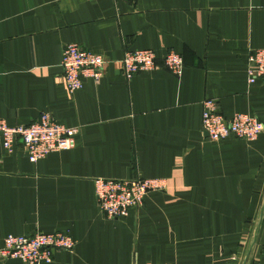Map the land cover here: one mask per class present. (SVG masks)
Here are the masks:
<instances>
[{"label": "crops", "instance_id": "crops-1", "mask_svg": "<svg viewBox=\"0 0 264 264\" xmlns=\"http://www.w3.org/2000/svg\"><path fill=\"white\" fill-rule=\"evenodd\" d=\"M69 43L108 59L73 93ZM257 48L264 0H0V118L25 125L49 112L80 128L75 147L38 161L18 138L6 151L0 131V248L9 234L67 231L74 250L44 264H264V130L214 141L202 125L207 98L227 118L264 123V80L246 73ZM136 49L157 64L127 78L120 60ZM170 50L184 58L180 76L163 63ZM135 176L168 187L108 218L95 179Z\"/></svg>", "mask_w": 264, "mask_h": 264}, {"label": "built area", "instance_id": "built-area-1", "mask_svg": "<svg viewBox=\"0 0 264 264\" xmlns=\"http://www.w3.org/2000/svg\"><path fill=\"white\" fill-rule=\"evenodd\" d=\"M108 59L101 53L93 52L79 43H69L64 47L61 65L66 87L73 93L83 87V77L99 79L105 70ZM163 63L177 76L184 68L183 56L170 50L163 58ZM121 69L127 78L142 70L156 67L157 56L151 49L126 51L120 60ZM246 73L248 81L254 83L264 80V48L250 49L247 55ZM203 130L207 136L218 141L230 136L255 140L264 130V123L255 115L237 112L232 117H225L219 110L216 99L203 101ZM0 131L3 135L4 148L14 151L16 139H20L31 161H38L52 151L71 149L77 145L76 136L79 127H67L60 124L49 112H43L38 119L25 125L10 126L0 118ZM96 194L101 211L108 218L129 215L132 207L144 203L150 191L168 187L164 178H144L135 176L126 179H95ZM76 241L67 231L44 233L36 231L27 235L9 234L0 248L1 258H19L25 264H44L53 261L56 249L73 251ZM146 264H177L175 262Z\"/></svg>", "mask_w": 264, "mask_h": 264}, {"label": "water", "instance_id": "water-1", "mask_svg": "<svg viewBox=\"0 0 264 264\" xmlns=\"http://www.w3.org/2000/svg\"><path fill=\"white\" fill-rule=\"evenodd\" d=\"M260 221H261V219H260ZM259 225H260V223H259L258 226H257L258 228H259ZM257 235H258V233L256 232L255 235H254V239H253L252 246H253L254 243L256 242Z\"/></svg>", "mask_w": 264, "mask_h": 264}]
</instances>
